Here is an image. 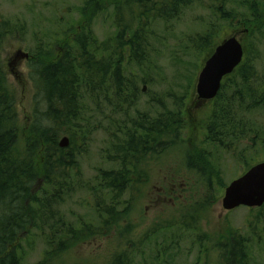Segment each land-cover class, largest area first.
Instances as JSON below:
<instances>
[{"label": "trees", "instance_id": "obj_1", "mask_svg": "<svg viewBox=\"0 0 264 264\" xmlns=\"http://www.w3.org/2000/svg\"><path fill=\"white\" fill-rule=\"evenodd\" d=\"M100 1L113 3L115 32L109 39L97 42L83 29L70 44L63 43L66 44L63 53L51 57L47 50L29 56L37 95L33 117L25 128L19 126L16 95L8 85L0 55V264L21 263L22 254L18 250L22 239L32 230L42 236L46 247L38 264H58V258L74 247L96 236H108L114 230L118 239L116 249L120 250L112 253L108 264H129L131 255L120 245L130 242V229H120L125 218L119 213L126 206L122 197L128 189L134 194L140 192L148 180L146 164L160 153L185 143L184 132L194 128L190 111L180 104V99L174 110L165 109L154 118L141 114L129 125L121 124L111 135L108 150L102 151L106 163L114 167L98 169L88 186H94L91 191L96 193L93 216L97 223L80 221L76 226L60 214L63 199L80 182L82 186L87 184L81 178L78 160L88 151L90 137L97 127L90 124L85 101L97 108L100 103H107L127 117L138 94L134 82L126 75V67L140 66L145 61L148 25L174 19L182 9L202 0ZM212 1L219 20L234 22L235 28L244 27L250 39L249 45L243 42L244 58L240 66L224 78L215 99L200 110L199 128L204 130L206 149L197 148L185 158V165L196 173L200 184L207 180L208 186L211 178L220 177L211 161L212 150L234 158L240 156L237 163L242 162L248 170L258 163L259 155L232 152L249 133L254 134L250 140L257 135L264 138L256 121L245 117L264 110V49L255 48L254 43L264 27L258 5L254 0H241L251 15L249 20L250 16L237 17L226 12L223 1ZM87 7L98 12L104 10L99 9L96 0H88ZM14 32L9 22L0 20V53L4 38ZM211 32L209 29L202 37L190 39L196 52H206V59L218 45L214 44ZM63 137L69 140L67 148L59 147ZM207 185L205 196L214 190ZM221 191L214 190L210 195L221 196ZM200 208L189 209L185 223L198 241L202 237L196 231L195 220L198 221ZM174 229L169 222L157 223L141 240L151 242L152 237L168 236ZM213 243L221 264L251 263L248 242L241 235L229 232Z\"/></svg>", "mask_w": 264, "mask_h": 264}, {"label": "rangeland", "instance_id": "obj_2", "mask_svg": "<svg viewBox=\"0 0 264 264\" xmlns=\"http://www.w3.org/2000/svg\"><path fill=\"white\" fill-rule=\"evenodd\" d=\"M87 1L0 0V20L9 22L15 31L4 38L0 55L6 80L16 95L15 108L21 128L27 127L33 117L37 95L29 58L22 59L21 54L31 56L38 51L48 50L54 57L63 53L64 46L70 44L83 29L97 42L109 39L115 32L113 3L96 0L99 9H104L98 12L88 8ZM221 1L226 12L252 19L241 0ZM254 1L264 22V0ZM211 2L202 0L182 9L174 19L148 25L145 61L140 66L126 67V75L134 82L138 94L127 117L104 102H99L98 108L92 102L85 101L84 104L90 115V124L97 127L90 137L88 151L78 160L81 178L87 184L82 186L80 182V186L65 197L59 207L64 219L76 226L80 221L97 223L93 216L96 193L91 191L94 186H88L98 169L114 167L106 163L102 151L108 150L111 135L116 133L118 126L129 125L141 114L154 118L165 109L174 110L175 102L179 103V99L180 104L189 109L191 122H194V128L184 132L185 143L160 153L146 164L148 180L140 187L141 191L134 194L128 189L122 197L126 206L119 213L125 218L120 222V229H130V242L128 245L121 242L120 245L131 255L129 264H221L213 240L229 232L241 235L248 242L250 264H264V205L252 209L239 207L229 212L224 211L221 205L224 189L247 171L242 162L237 163L240 156L234 158L230 154L211 151V161L216 165L220 177L218 180L211 178L209 186L207 180L205 184L214 187V190H222L221 196H211L214 190L205 196L206 185H201L196 173L185 165L188 154L197 151V148L206 149L204 130L199 128V121L200 110L209 105L207 102L197 103L199 100L195 92L197 77L207 54L196 52L190 39L202 37L209 29L214 34V44L234 34L247 45L250 39L248 33L242 31L244 27L235 28L237 25L234 22L220 21ZM257 34L256 40L254 38L255 48L262 50L264 27ZM256 67L260 69L258 63ZM245 117L256 121L264 135V110ZM103 127L107 128V132ZM252 137V133L245 135L232 153L242 152V156L243 153L246 156L258 154V162H264V138L257 135L250 140ZM223 184L224 189L221 187ZM198 206H202L198 221L195 220L196 231L202 237L199 241L185 226L189 209ZM162 222L174 225L175 229L170 235L152 237V241L147 243L141 240L145 234H150L155 224ZM36 233L32 230L29 236L22 239L18 250L22 254L20 264H38L42 260L46 247L42 236ZM117 240L116 230L108 236L93 237L61 255L57 263L108 264L112 253L120 250L116 249Z\"/></svg>", "mask_w": 264, "mask_h": 264}, {"label": "water", "instance_id": "obj_3", "mask_svg": "<svg viewBox=\"0 0 264 264\" xmlns=\"http://www.w3.org/2000/svg\"><path fill=\"white\" fill-rule=\"evenodd\" d=\"M242 44L233 35L218 44L198 74L195 86L197 99L201 102L212 101L217 96L222 81L231 75L243 60ZM27 59V54H21ZM17 59V57L15 58ZM69 140L63 137L60 148H67ZM224 211L238 207L259 208L264 205V162L252 166L242 176L233 180L225 189L221 200Z\"/></svg>", "mask_w": 264, "mask_h": 264}, {"label": "bare ground", "instance_id": "obj_4", "mask_svg": "<svg viewBox=\"0 0 264 264\" xmlns=\"http://www.w3.org/2000/svg\"><path fill=\"white\" fill-rule=\"evenodd\" d=\"M9 66V65H8ZM10 68V67H9Z\"/></svg>", "mask_w": 264, "mask_h": 264}]
</instances>
